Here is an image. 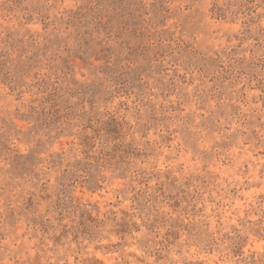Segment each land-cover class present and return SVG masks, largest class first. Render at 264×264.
Returning <instances> with one entry per match:
<instances>
[{
  "label": "rangeland",
  "instance_id": "374dc122",
  "mask_svg": "<svg viewBox=\"0 0 264 264\" xmlns=\"http://www.w3.org/2000/svg\"><path fill=\"white\" fill-rule=\"evenodd\" d=\"M0 264H264V0H0Z\"/></svg>",
  "mask_w": 264,
  "mask_h": 264
}]
</instances>
